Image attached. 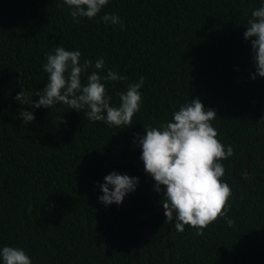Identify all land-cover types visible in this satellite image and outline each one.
<instances>
[{"label": "trees", "instance_id": "trees-1", "mask_svg": "<svg viewBox=\"0 0 264 264\" xmlns=\"http://www.w3.org/2000/svg\"><path fill=\"white\" fill-rule=\"evenodd\" d=\"M261 6L264 0H109L96 17L74 19L63 0H0V249L22 248L32 264H264V77L252 78L255 37L244 39ZM108 13L124 28L106 24ZM61 46L80 51L81 64L93 62L82 84L100 58L101 77L108 69L128 77L102 80L112 106L145 78L130 127L89 120L86 109L63 103L37 109L14 99L23 90L39 100L46 55ZM194 98L217 111V138L234 150L220 161L232 190L227 217L202 235L187 225L178 232L175 214L166 221L163 192L135 143L145 126L161 127ZM25 109L35 114L27 125ZM244 155L250 175L242 162L234 171L241 184L233 186ZM113 171L139 184L121 204L105 205L100 184Z\"/></svg>", "mask_w": 264, "mask_h": 264}, {"label": "clouds", "instance_id": "clouds-1", "mask_svg": "<svg viewBox=\"0 0 264 264\" xmlns=\"http://www.w3.org/2000/svg\"><path fill=\"white\" fill-rule=\"evenodd\" d=\"M71 9V16L76 19L87 17L92 19L101 12L109 0H63ZM102 20L108 24H119L124 28L121 18L114 14H104ZM244 39H251L253 62L257 75L264 77V6L252 12V18L247 22ZM81 52L70 51L57 47L54 54L46 55L43 70L48 74L46 86L38 91L39 100H27L24 91L19 92L14 99L34 108H51L63 103L69 109L84 112L85 117L92 121H103L109 126L123 128L133 124L135 113L140 110L142 93L140 89L145 78L141 76L138 82L127 85L124 92L119 93L121 103L112 106L111 96L107 94L104 81L127 80L112 69L101 77L99 70L105 68L103 58L95 62V71L87 76V82L82 84V73L88 72L93 66L91 60L80 63ZM206 106L199 98L182 105L173 113L172 120L161 127L145 126L146 135L137 133L135 143L142 148L140 159L144 171L153 177L155 191L163 192L162 202L166 221H172L175 214V229L183 232L185 226L203 230L218 218L227 217L228 201L232 190L221 178L225 168L220 162L233 155L231 145L220 142L218 131L213 127L217 111ZM106 113V115H105ZM25 125L35 121L34 112L27 109L20 112ZM139 177L120 174L116 171L104 177L100 184L103 192L98 199L105 205L121 204L126 194L136 190ZM111 186V187H110ZM31 212V207L29 208ZM234 221L226 219L227 227H232ZM3 264H32L29 255L22 248L4 246L0 249Z\"/></svg>", "mask_w": 264, "mask_h": 264}, {"label": "water", "instance_id": "water-1", "mask_svg": "<svg viewBox=\"0 0 264 264\" xmlns=\"http://www.w3.org/2000/svg\"><path fill=\"white\" fill-rule=\"evenodd\" d=\"M260 102L259 101H254L253 102V106L255 107V108H258V104H259ZM262 111H264V110H262ZM264 134V133H263ZM261 135V134H260ZM260 135H257V136H255V138L253 139V142L254 143H258L259 142V140H258V138L260 137ZM263 156H264V152L261 154V156H260V158H261V160H263ZM249 156L248 155H244V156H242L241 158H240V160L238 161V163L236 164V165H234V167H233V169H232V173H233V176H234V179H235V183L233 184V186H238V185H240L241 184V178L240 177H238V176H236L235 175V168L239 165V164H241L242 162H245L246 163V170H247V173H248V175H250V173H249ZM260 182H263L264 183V180H259ZM161 211H165V209H163V210H161ZM157 213H159V212H155V213H153L152 215H156ZM141 233H143L144 235H145V240H144V242H143V244L150 238V235H151V232H150V230H145V231H140ZM140 249V248H139ZM138 249V250H139ZM138 250H137V253H138ZM137 253H136V256H137ZM100 264H107L106 262H101Z\"/></svg>", "mask_w": 264, "mask_h": 264}]
</instances>
